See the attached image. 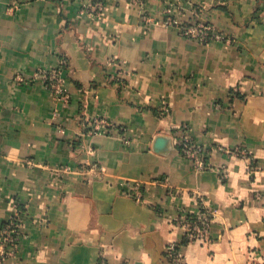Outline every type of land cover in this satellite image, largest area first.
<instances>
[{
    "label": "crops",
    "instance_id": "obj_1",
    "mask_svg": "<svg viewBox=\"0 0 264 264\" xmlns=\"http://www.w3.org/2000/svg\"><path fill=\"white\" fill-rule=\"evenodd\" d=\"M168 9L232 43L182 37ZM62 61L69 104L34 77ZM96 119L110 129L90 135ZM184 130L208 169L179 152ZM200 196L211 241L185 264H264V0H0V225L19 211L23 234L1 264H170Z\"/></svg>",
    "mask_w": 264,
    "mask_h": 264
},
{
    "label": "built area",
    "instance_id": "obj_2",
    "mask_svg": "<svg viewBox=\"0 0 264 264\" xmlns=\"http://www.w3.org/2000/svg\"><path fill=\"white\" fill-rule=\"evenodd\" d=\"M102 9V2H95V4H93L91 7V10L96 13L100 12ZM193 11L196 16L199 15V10L197 8H195ZM142 18L145 22L153 21L152 18L148 16H143ZM161 24L167 27H173L182 37L197 41L201 44L206 45L212 42H224L226 44L232 43L231 39L225 37L222 33L216 30L213 25L204 23L197 18L189 22L180 21L170 13V9L166 11L164 17L161 20ZM65 63V61H62L58 67L52 69H38L34 77L43 81L46 88L53 95L55 100L60 101L63 104H69L71 101V94L67 88L64 77ZM17 81L22 82V77L17 76ZM110 126L111 125L108 124L106 120H93L91 122L89 134L95 135L98 132L106 133ZM178 138V149L181 155L188 159L196 169H208L209 167L204 160V154L206 152L205 148L193 142L190 135L185 130L179 134ZM218 149L227 154L234 155L245 160H251L249 157V151L245 148L237 147L234 149H227L219 147ZM26 163L28 166L33 167L37 165L31 160H27ZM250 166L253 167L251 162ZM88 170L94 172L97 176H103L105 173V169L99 165L90 166ZM63 171H69V168H65ZM132 188L133 189L128 192V195L135 198L137 201H141L140 185L134 184ZM199 204L200 210L197 214L182 212L177 220L180 226L185 229V238L188 243L200 242L201 244H206L211 241V225L213 222V214L201 196ZM21 228L22 221L19 211L2 225H0V264L7 257L13 255L16 251L20 240L23 237ZM186 244L183 242H170L166 246L165 256L170 264H185L182 250ZM102 264H105L104 260H102Z\"/></svg>",
    "mask_w": 264,
    "mask_h": 264
},
{
    "label": "water",
    "instance_id": "obj_3",
    "mask_svg": "<svg viewBox=\"0 0 264 264\" xmlns=\"http://www.w3.org/2000/svg\"><path fill=\"white\" fill-rule=\"evenodd\" d=\"M157 145H159V147H160L161 149H164V147L166 148L167 140L164 139V138H158V139H157Z\"/></svg>",
    "mask_w": 264,
    "mask_h": 264
},
{
    "label": "trees",
    "instance_id": "obj_4",
    "mask_svg": "<svg viewBox=\"0 0 264 264\" xmlns=\"http://www.w3.org/2000/svg\"><path fill=\"white\" fill-rule=\"evenodd\" d=\"M190 216H192V215H190ZM189 218H191V217H189ZM183 243H188V241L186 240V238L184 237V240H183ZM99 264H102V259L99 261Z\"/></svg>",
    "mask_w": 264,
    "mask_h": 264
}]
</instances>
